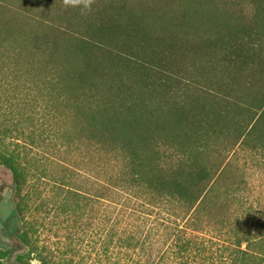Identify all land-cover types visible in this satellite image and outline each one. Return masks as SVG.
<instances>
[{"label":"trees","instance_id":"obj_1","mask_svg":"<svg viewBox=\"0 0 264 264\" xmlns=\"http://www.w3.org/2000/svg\"><path fill=\"white\" fill-rule=\"evenodd\" d=\"M236 1L0 0V167L29 254L35 212L106 201L121 232L136 205H178L166 232H225L230 264H264V0ZM238 161L256 183L227 182ZM213 200L239 209L197 224Z\"/></svg>","mask_w":264,"mask_h":264},{"label":"rangeland","instance_id":"obj_2","mask_svg":"<svg viewBox=\"0 0 264 264\" xmlns=\"http://www.w3.org/2000/svg\"><path fill=\"white\" fill-rule=\"evenodd\" d=\"M221 1L226 4V8L218 14L233 17L238 15L240 7L236 0ZM39 3V0H29L31 7ZM250 8L243 6L241 9L250 13ZM34 152L37 151H31ZM47 170V177L34 181L35 189L42 196L47 191L50 192L52 181L49 176L57 173L55 164L50 162ZM236 173L246 174V180L256 183L253 179L257 175L252 171H244L240 161L230 167L227 182ZM13 194L11 173L0 167V252H6V257L0 260V264H230L231 241L227 235L221 234L225 232L165 231L166 224L172 221L168 213H182V207L160 205L158 209L150 211L147 207L136 205V209L142 210V213L135 214L132 227L127 229L133 232H121V225L117 223V208L106 201L94 203L92 212L89 210L91 204L83 206L79 212L80 217L77 218L61 215L59 211L48 215L35 212L32 218H38L36 232H29V240L34 244L35 251L29 254L27 246L19 238L25 217L20 219L13 213ZM254 198L256 197H251L250 203L253 201L252 206L256 210L259 207H256ZM33 200L35 204L38 202L35 197ZM222 204L223 202L215 200L204 204L200 213L197 212V224L201 220L206 222L224 218L227 212L232 218L233 213L239 209L230 202L227 203L228 208ZM261 206L264 207V202ZM135 224L141 226L135 228ZM122 237L135 238L131 241L132 247H122ZM135 240L143 243L136 246Z\"/></svg>","mask_w":264,"mask_h":264}]
</instances>
